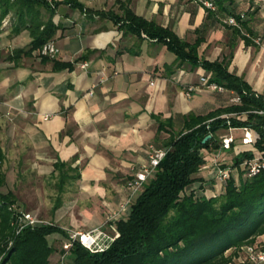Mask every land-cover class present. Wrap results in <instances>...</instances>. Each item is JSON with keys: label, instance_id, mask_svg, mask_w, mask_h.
Returning a JSON list of instances; mask_svg holds the SVG:
<instances>
[{"label": "crops", "instance_id": "crops-1", "mask_svg": "<svg viewBox=\"0 0 264 264\" xmlns=\"http://www.w3.org/2000/svg\"><path fill=\"white\" fill-rule=\"evenodd\" d=\"M53 1L52 20L58 25L53 40L59 47L55 57L43 58L38 50L20 55L32 41L30 28L16 30L15 18L10 15L0 26L4 164L20 167V191L23 187L27 195L33 192L43 204L53 194L48 193V181L55 178L57 196L62 198L56 209V202H51L50 217L56 224L69 230H88L107 222L105 229L113 233L114 219L128 214L130 208L116 218L110 219V215L131 195L128 181L149 165L154 149H166L171 133L183 128L188 114H206L228 105L233 93L204 88L188 97L183 84L210 75L208 71L184 62L171 72L169 66L177 63L176 55L165 44L144 33L141 37L128 33L111 15L89 13L79 5L120 15L131 8L148 20L172 26L188 41L204 36L198 47L200 57L228 59L231 72L242 76L253 90L263 92L264 4L216 0L217 9L211 10L195 0ZM40 12L44 20L50 15L44 7ZM241 13L246 14L242 23L251 36L225 21L229 15ZM256 36L262 38L260 43L253 39ZM55 59L73 66H55ZM220 131L219 137H234L230 149H203L206 163L196 174L214 180L208 195L222 186L216 174L212 179L215 155L230 165L238 153L235 147L248 145L242 143L244 128ZM61 171L77 174V178H66L60 192ZM14 183V177L11 180L6 172L3 191L15 192ZM15 206L20 207L19 203ZM29 211L38 215L36 209ZM52 236L66 245L65 236L54 233L50 240ZM259 240H264V234ZM59 257L56 251L51 263Z\"/></svg>", "mask_w": 264, "mask_h": 264}, {"label": "trees", "instance_id": "trees-1", "mask_svg": "<svg viewBox=\"0 0 264 264\" xmlns=\"http://www.w3.org/2000/svg\"><path fill=\"white\" fill-rule=\"evenodd\" d=\"M52 3L53 0H0V26L10 15L15 18L16 30L30 28L32 41L27 49L20 50V55L39 51L54 38L58 25L52 20ZM79 6L89 13L111 15L128 33L139 37L144 33L165 44L176 55L177 63L169 66L171 72L184 62L201 66L212 80L235 90L241 101L206 114L187 115L183 128L171 133L165 155L133 198L129 213L114 219L115 238L109 247L91 251L78 240L68 246L67 240L59 253L68 251L67 264H246L237 260L243 253L242 246L261 241L259 236L264 234V167L254 176H247L243 165L256 152L264 154V113L256 111L264 108L263 93L231 72L228 59L200 57L198 47L204 36L188 41L172 26L148 20L131 8H125L120 15ZM42 7L50 11L46 20L39 16ZM54 63L63 68L73 66L56 59ZM230 127L252 129L254 141L234 156L232 172L221 189L208 195L206 191L213 188L214 180L196 175L206 163L203 149L220 148L219 131ZM208 134L211 137L203 141ZM5 157L0 146V264H52L51 257L58 249L50 236L60 233L68 238V231L53 222L27 226L15 233L12 221L18 198L12 190L2 189L6 183ZM216 173L214 169L212 179ZM60 175L63 179L57 183L59 191L66 178H77V174L66 175L65 171ZM61 200L58 195L55 209Z\"/></svg>", "mask_w": 264, "mask_h": 264}, {"label": "built area", "instance_id": "built-area-1", "mask_svg": "<svg viewBox=\"0 0 264 264\" xmlns=\"http://www.w3.org/2000/svg\"><path fill=\"white\" fill-rule=\"evenodd\" d=\"M196 2L201 3L205 7L211 10L217 9L216 0H195ZM256 3L264 4V0H254ZM245 13H241L239 16L236 15H229L226 18V23L237 27L240 29L242 33L246 36H251L243 27V19L245 18ZM253 39L260 43L261 37L256 36ZM41 55H47L50 57H55L59 52V47L56 42L51 39L46 41L39 50ZM86 63L83 64L85 66ZM209 89L212 91H228L231 90L233 95L231 96V102L237 103L241 101V96L232 89L227 88L225 85L218 83L215 80H212L209 75H201L196 82H187L183 84V89L185 94L189 97L192 95L193 92L199 91L202 89ZM264 95V91L262 92ZM259 113H264V108L256 110ZM228 116V114H225ZM48 115L45 117L47 118ZM230 127L229 129H232ZM222 138V148L229 149L231 147V143L234 141V137L230 135H223ZM254 141V134L252 133V129L244 127V135L242 137V143L251 145ZM252 149L255 150V147L251 146ZM165 149H154L153 153L150 156L149 165L145 166L141 171H138L136 175L128 181V186L131 187L132 193L128 197V199L121 203L118 210H115L111 213L110 219L116 218L117 215L128 208L131 207V202L133 200V195L137 193L140 188L143 186L144 182L148 179L151 175L155 167L159 164L163 156L165 155ZM213 165L217 169V178L220 181H225L232 172V167L222 162L219 159L218 154L215 155L214 159L212 160ZM243 165L246 168L245 175L247 176H254L257 174L262 167H264V154H260V152H256L255 156L251 159H246L243 162ZM15 208V217L12 221L14 226L15 233L21 232L27 226H35L37 224H44V223H53L43 219H40L36 216V214L23 210L20 207ZM107 222L103 225L88 229V230H69L68 231V246L71 245L74 241L78 240L81 244L86 246L91 251H102L109 247L111 242L115 238V234L108 232L105 229ZM68 248V247H67ZM243 257L239 259L240 262H245L246 264H259L264 263V240L257 241L255 243H248L242 246ZM68 251L61 255L62 261L65 260Z\"/></svg>", "mask_w": 264, "mask_h": 264}, {"label": "rangeland", "instance_id": "rangeland-1", "mask_svg": "<svg viewBox=\"0 0 264 264\" xmlns=\"http://www.w3.org/2000/svg\"><path fill=\"white\" fill-rule=\"evenodd\" d=\"M221 132L222 131H219V133H221ZM235 132L239 136H241L243 134L241 131H235ZM220 139L222 141L221 136H220ZM249 147H250V145H240L238 147H235V150H237L239 152V151L245 150V149H247ZM19 169H20L19 166H11L9 164H4V170L6 172H8L9 178L12 180V178L14 177V179H15V183H14L13 188L15 190L14 193H15V195L18 198L19 206L21 207V209L27 210V211H29V209L30 210L36 209V210H38V215L36 214V216L38 218L46 220V221H49V222H54L53 220H51V217H50V215H51L50 208H51V205H52L51 202L55 203L57 201V191H58V189H57V187H54L55 178L53 180L49 179V181H48L47 188H51L49 190L47 189L49 191L48 193H50V191H52L53 194H52L51 198L49 200L47 199L48 201H46V203L43 204L41 202L42 199L40 197H38V196L35 197L33 192H31L30 195H27V193H24L25 189H23V187H22V191H20V186H19V182H18V180H19V172H18V170ZM21 176H23V175H21ZM33 184H34V182H33ZM3 189L5 190L6 187H4ZM21 193H23V194L20 195ZM37 204H40L41 207L38 208ZM107 225H108V223H107ZM53 237L54 236H52L51 241L56 246V248L58 249L57 251L59 253V249L62 247V243H61L62 241L61 240H63V239L59 238L58 236H56L55 238H53ZM67 240H68V238H67ZM52 264H67V259L65 258V260L62 261V258L59 257V260L53 262Z\"/></svg>", "mask_w": 264, "mask_h": 264}, {"label": "water", "instance_id": "water-1", "mask_svg": "<svg viewBox=\"0 0 264 264\" xmlns=\"http://www.w3.org/2000/svg\"><path fill=\"white\" fill-rule=\"evenodd\" d=\"M209 137H211V134H208L207 136H205L203 141H206Z\"/></svg>", "mask_w": 264, "mask_h": 264}]
</instances>
